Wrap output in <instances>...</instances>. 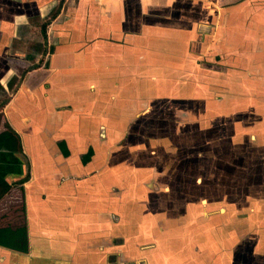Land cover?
I'll list each match as a JSON object with an SVG mask.
<instances>
[{
	"label": "crops",
	"instance_id": "0c3cea01",
	"mask_svg": "<svg viewBox=\"0 0 264 264\" xmlns=\"http://www.w3.org/2000/svg\"><path fill=\"white\" fill-rule=\"evenodd\" d=\"M60 1L0 0V52L9 53L23 28L48 17ZM48 34L54 41L49 65L30 71L4 109L1 130L8 120L22 138L24 154L0 150V174L12 185L0 205L10 194L18 197V208L1 218L6 226L0 230L26 228L29 252L0 246V264H231L236 258L244 264L246 237L264 244L259 222L239 227L255 209L234 218L233 205L224 202L199 217L194 190L175 194L172 187L184 182V160L161 159L158 153L140 157V149L153 150L151 141L122 148L113 143L129 130L151 135L156 143L165 140L160 136L165 124L190 125V107L182 102L186 89L212 80H206L198 56L220 52L221 88L229 93L232 84L237 86L244 105L225 146L241 153L254 149L262 158L264 0H66ZM140 78L145 82L139 92ZM244 82L263 91L243 93ZM214 84L205 87L213 90ZM167 96L171 103L154 113ZM210 104L195 111L196 129L198 121L215 117ZM247 104L254 115L246 118ZM142 119L147 129L137 126ZM176 126L175 134H183ZM240 130L238 144L233 134ZM242 160L236 165L242 178L227 175L228 180L247 178L249 165ZM213 174L204 172L201 182H212ZM188 180L198 183L192 176ZM257 246L251 260L263 264Z\"/></svg>",
	"mask_w": 264,
	"mask_h": 264
},
{
	"label": "rangeland",
	"instance_id": "374dc122",
	"mask_svg": "<svg viewBox=\"0 0 264 264\" xmlns=\"http://www.w3.org/2000/svg\"><path fill=\"white\" fill-rule=\"evenodd\" d=\"M58 3L57 6L59 5ZM48 17L44 18L43 21L46 20ZM41 20H37V21L31 20L30 25H28V27L26 26L25 28H23L24 31L21 32V38L15 40L13 42V46L12 44L10 45L13 48H11L9 53L3 52L4 50L2 51V53L0 52V82H3L1 83L3 86L4 85L8 86V87L4 86L7 93L3 94L2 92H0V101L12 94L13 91L9 87V82L12 79V77L20 74L22 71L27 69L33 63H37L41 61L49 64V56H47V54H44L42 57L39 56L40 49L45 43L44 37L41 32ZM48 40H49L48 43L50 45L48 47L43 46L42 48L50 49V47L54 46L53 45L54 41L50 40V37L48 38ZM5 45L8 46L9 42L8 43L6 42ZM13 49L22 51V55L20 53L14 54ZM217 54L218 55H214L213 58L209 57L210 55L207 56L206 54L198 56L200 64H202V66H205L207 68L208 78L206 77V80H210V79L212 80L206 82L204 81L205 79H203L198 83L194 84L193 86H189L186 89L185 97L182 99V102H185L186 104L185 103L184 104L190 107L189 108V114L191 118L190 125L189 123H184L181 124L180 126H176V123L173 122L165 124V127H168V129H164L165 133L160 135L163 136L162 138H164L165 140L156 141V143L154 137L151 135L150 136H142V134L136 135V133L134 132L129 133L131 131L129 130L127 131L126 135L124 134V135H120L118 138H114L117 141L114 142L113 145H116L118 148H122L124 144L126 145V143L128 142L137 143L141 141L142 142L146 141V143H149V141H151V146H155L152 148L153 150L152 151L150 150L148 153L145 152L144 150H147L149 148L140 149L139 150L140 157L146 158L147 156L148 158L150 157L149 154L158 153V156L161 157V159L164 158L171 160L175 159L177 161L184 160V163H181L183 169L181 171L182 172L181 175L183 174V176L185 177L184 179L185 184H182L184 182L179 183L178 181H176V183L172 182L173 183L172 187L175 189V194H178V192L180 191H182L184 194L186 190L188 191L192 190V192L194 190L195 194H191V195H195L198 198L199 203L197 210L196 209L195 210L201 213L198 215L199 217L205 215V213L209 212L210 209L211 210L217 209L224 202H226V203H231L233 205V209H231V212L233 213L234 218H237L238 215H240L241 217H245L246 212L250 214L252 211H254V209L257 211L256 214L247 216L248 219H244L245 224H243L244 220L240 222L241 225H239V227L246 225V227L249 228L250 226L247 224L258 223V222L263 227L264 226V180L261 181V179L262 176L264 175V166H263L264 160H262V158H264L263 157L264 150L262 151L263 155L261 158L258 151L255 152L254 149H252V151H247V152L242 151L241 153L238 151H233L234 149L231 146H230V150H228L227 147L225 146L226 143L225 138L228 137V133L231 131V128L239 126L237 125L238 120L235 116L237 115L238 111L244 108V105L242 106L241 103L238 102L239 99L237 98V96L239 94H238L237 86L232 84L230 88L231 91H229V93H226L225 90L221 88L222 87L221 83H223L222 80L224 79L222 77L223 75L222 73H224V70H222V63H221L222 54H220V52ZM35 57L38 58L39 61L37 62L32 61V59ZM137 77L139 76H135V78ZM143 80L144 78H140L139 80V87L137 88L140 89L139 92L143 88L140 85L141 83L145 82V80L144 81ZM213 81L215 83L214 85H216L213 86L214 87L213 90H209L208 88L206 89L205 85H208V83ZM247 82L249 81L247 80ZM249 83L244 82V84H242L241 91L243 93L246 92L247 90L255 91V92H258L259 90L263 91V87L260 88L259 86H256V84H249ZM245 84L247 85L246 88L244 87ZM141 94L143 95V93ZM141 94L139 95V98H143ZM169 94H171V92ZM210 94L211 97H209ZM168 98L170 100L172 99L169 96L166 97V100H164L162 97L160 98L158 102L160 107L159 109H156L159 112H154V113H160L166 109V107L171 103L168 101L169 100ZM223 100H226L225 106H223L224 104L221 105ZM216 101H219V104H216ZM212 102L213 104H210ZM140 104L141 102L139 101L138 105L140 106ZM208 104L212 106L211 110H213L215 117L210 120H204L203 122L198 121V128L196 129L197 124L194 121L196 120L195 111H197L200 105L207 106ZM235 106H237V109H235ZM140 107H141L140 110L144 112L145 109H143L142 106ZM246 107H247L246 108V118H247V114L250 113L253 114L254 109L251 104L250 105L247 104ZM229 111H233V112H229ZM239 114H241V111ZM160 116L161 115H159V117ZM226 116L230 119L229 124L227 123L228 119H225ZM145 122L146 119L139 120L137 122L138 123L137 126L147 129L148 126L146 125L148 124H145ZM132 126L133 125L131 124L130 127ZM175 126L177 127L176 133L182 132L183 134L181 135L175 134ZM150 127L151 126H149V128ZM247 129L249 128L247 127ZM195 130H198V132H200V133H196V137H195ZM205 130H207L208 132H205ZM142 131L144 132V129H142ZM236 131L238 132L239 130ZM247 134L248 133H246V135ZM233 136L237 138V143L242 142L241 130L240 133L233 134ZM261 137L264 138V135H262ZM169 146H172V148H170ZM127 150L129 149L127 148L126 152ZM124 156H126V154ZM136 157L138 158V156ZM232 157L233 159H231ZM239 157H241L242 159L244 158L245 162H247V164L249 165L248 172H245L248 173L246 178L248 180L243 178L240 179V181L239 179L234 180L235 182L232 181L231 179L230 181L228 180L229 178L227 177V175L230 176L235 175L237 176V178H239L238 176L242 178L241 175L243 173V170H240L237 166H239V164H241L243 160L240 159ZM211 159L214 161L213 166L209 164V162H211ZM225 160L227 163L230 162L228 166L225 165ZM232 167L235 168L233 173H232ZM208 170L209 172L210 171L215 172V174H213L215 176L213 177L214 178L213 181L205 182L204 180V182H201L202 181L201 178H205V179L207 178L204 177L203 174ZM217 174H219L220 177L222 178H219L218 180ZM190 176H192L193 180L195 179L198 180V183L195 184L194 181L193 182L190 181L191 183L187 182L189 181L188 177ZM168 186L170 188L171 184H168ZM204 194L208 195L207 199L204 197L205 196ZM195 196H190V197L193 198ZM17 198L18 197L16 194H10L9 197L5 199L4 203L2 202V204L0 205V225L6 226V224L3 222V219L1 218L4 219L9 218L10 214L13 213L14 209L18 208L16 206ZM186 203L187 202H183L178 206L184 207ZM166 205L167 208L170 206L168 204V201ZM223 206L226 205L224 204ZM238 207L243 208L242 212ZM221 213H224V211H222ZM180 215H183V217L185 218L186 216H188L187 214L184 213ZM193 220L194 217H192L189 221L193 222ZM201 223L202 222L199 221L198 224L200 225ZM231 224L232 222L230 223V225ZM261 230L263 234L262 243H264V229L261 228ZM192 233L197 236V234H199V231L195 230ZM204 236L206 237V233L204 234ZM246 241L247 243L246 245H244L245 253L242 256V258H245L243 259L244 264H254L251 259L254 257L253 250L256 247V245H258L256 248L257 251L258 252L261 251L260 254L261 253L263 254V258H262L263 261L264 244L261 246H259L260 245L259 243L254 244V241H252L249 237H246ZM231 264H243V263L242 262L238 263L236 258L235 262Z\"/></svg>",
	"mask_w": 264,
	"mask_h": 264
},
{
	"label": "trees",
	"instance_id": "16d2710c",
	"mask_svg": "<svg viewBox=\"0 0 264 264\" xmlns=\"http://www.w3.org/2000/svg\"><path fill=\"white\" fill-rule=\"evenodd\" d=\"M66 0H61L59 5L51 12L50 16L43 21L40 17L34 18L33 21L41 20V32L44 37L45 43L43 44L44 47L49 46L48 40V28L50 24L58 17L61 13V10L65 4ZM42 46V47H43ZM40 52L43 54H49L54 51L53 47L50 49L42 48ZM32 61H35L33 58ZM48 66V63L44 62H37L33 63L27 69L22 71L20 74L15 75L9 82V87L13 91L11 95L7 96L6 98L0 101V128L3 124V117H4V109L7 104L11 101L12 96L17 92L19 87L21 86L22 82L26 78L27 74L36 69L41 67L42 65ZM0 92L7 93L4 86L0 83ZM4 129H0V150H7L9 152L14 153H21L24 154L22 138L20 134L11 126L8 120L4 123ZM29 179V175L21 180V183L26 182ZM12 185L9 184L5 178L0 174V200L9 193L11 190ZM0 246L5 247L14 251H19L23 253L29 252V238H28V231L26 228H20L17 230H10L3 232L0 230Z\"/></svg>",
	"mask_w": 264,
	"mask_h": 264
},
{
	"label": "water",
	"instance_id": "95a60500",
	"mask_svg": "<svg viewBox=\"0 0 264 264\" xmlns=\"http://www.w3.org/2000/svg\"><path fill=\"white\" fill-rule=\"evenodd\" d=\"M2 151H7V150H2ZM7 152H9V151H7Z\"/></svg>",
	"mask_w": 264,
	"mask_h": 264
},
{
	"label": "bare ground",
	"instance_id": "6f19581e",
	"mask_svg": "<svg viewBox=\"0 0 264 264\" xmlns=\"http://www.w3.org/2000/svg\"><path fill=\"white\" fill-rule=\"evenodd\" d=\"M107 209V208H106Z\"/></svg>",
	"mask_w": 264,
	"mask_h": 264
},
{
	"label": "flooded vegetation",
	"instance_id": "af4514ba",
	"mask_svg": "<svg viewBox=\"0 0 264 264\" xmlns=\"http://www.w3.org/2000/svg\"><path fill=\"white\" fill-rule=\"evenodd\" d=\"M1 83V82H0Z\"/></svg>",
	"mask_w": 264,
	"mask_h": 264
}]
</instances>
